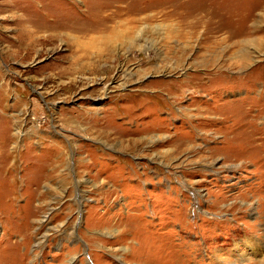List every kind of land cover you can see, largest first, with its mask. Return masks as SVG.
<instances>
[{
    "label": "rangeland",
    "instance_id": "1",
    "mask_svg": "<svg viewBox=\"0 0 264 264\" xmlns=\"http://www.w3.org/2000/svg\"><path fill=\"white\" fill-rule=\"evenodd\" d=\"M262 13L0 0V264H264Z\"/></svg>",
    "mask_w": 264,
    "mask_h": 264
},
{
    "label": "bare ground",
    "instance_id": "2",
    "mask_svg": "<svg viewBox=\"0 0 264 264\" xmlns=\"http://www.w3.org/2000/svg\"><path fill=\"white\" fill-rule=\"evenodd\" d=\"M238 4V3H237ZM240 4V3H239ZM256 4V3H255ZM254 4V5H255ZM258 5H260L259 3H258ZM256 10V9H255ZM245 17H247L248 15H246V14H243ZM253 15V14H252ZM261 15V14H260ZM250 17V16H249ZM213 18V17H212ZM248 18V17H247ZM246 19V18H245ZM261 20H263L264 21V13H262V18H261ZM261 20L259 21L260 23H261ZM247 22V21H246ZM258 23V22H257ZM102 25V24H101ZM256 25V22H253L252 23V26L251 27H253L252 28V30H248L249 31V34L250 35H253V34H256V32H257V28H254V26ZM219 27H221V26H219ZM218 27V28H219ZM186 30V29H185ZM194 30V29H193ZM216 30V29H215ZM213 31V30H212ZM173 32V31H172ZM179 32V31H178ZM191 32V31H190ZM194 33V32H193ZM211 33V32H210ZM213 33V32H212ZM218 33V32H217ZM115 34V33H114ZM123 34V33H122ZM186 34V33H185ZM235 34V33H234ZM172 35V34H171ZM191 35V34H190ZM195 35V34H194ZM239 35V34H238ZM112 36V35H111ZM111 36L109 35V37H107V38H109V39H113V38H111ZM170 36V35H169ZM182 36H184V35H182ZM193 36V35H192ZM30 37V36H29ZM51 37H52V35H51ZM119 37V36H118ZM171 38V37H170ZM173 38V37H172ZM185 38V37H184ZM187 38V37H186ZM233 38H235V37H233ZM251 38V37H250ZM255 38V39H254ZM254 38H252L251 40L250 39H243L242 40V37H240L239 39H237V42L235 43L236 45H242V47H245V46H247V45H250V44H252V45H259V46H263V44H264V42L262 41H260V39L258 40V38H256V37H254ZM55 39H57V38H55ZM108 39V40H109ZM180 39V38H179ZM190 39V38H189ZM107 40V41H108ZM127 40V39H126ZM170 40V39H169ZM222 41V40H221ZM223 45V44H222ZM216 46V45H215ZM257 47V46H256ZM85 48H87V47H85ZM224 48V47H223ZM246 48V47H245ZM85 50H87V49H85ZM217 50V49H216ZM224 50V49H223ZM215 52V51H214ZM217 52V51H216ZM210 53V52H209ZM223 53H224V51H223ZM241 53V52H240ZM246 53V52H245ZM248 53V52H247ZM222 54V53H221ZM217 55V54H216ZM240 55V54H239ZM245 55V54H244ZM204 56V55H203ZM232 56V55H231ZM204 58V57H203ZM206 58V57H205ZM243 59V58H242ZM247 59H248V57H247ZM246 59V60H247ZM201 61V60H200ZM236 65V64H235ZM243 79V78H242ZM254 109V108H253ZM246 117V116H245ZM253 121V120H252ZM256 121V120H255ZM254 121V122H255ZM253 122V123H254ZM258 131H259V129H258ZM246 133V132H245ZM242 138V137H241ZM245 138V137H244ZM243 139V138H242ZM244 141V140H243ZM239 142V141H238ZM246 142V141H245ZM248 142V141H247ZM251 142V141H250ZM254 142V141H253ZM252 143V142H251ZM255 143V142H254ZM241 146V145H240ZM255 147V146H254ZM242 148V147H241ZM257 148V147H256ZM254 149V148H253ZM252 149V150H253ZM242 150H243V148H242ZM251 150V149H250ZM232 162V161H231ZM258 163V162H257ZM227 168V167H226ZM229 168V167H228ZM228 170V169H227ZM233 170V169H232ZM239 254V253H238ZM218 260V259H217ZM216 264H218V263H216ZM220 264V263H219Z\"/></svg>",
    "mask_w": 264,
    "mask_h": 264
}]
</instances>
